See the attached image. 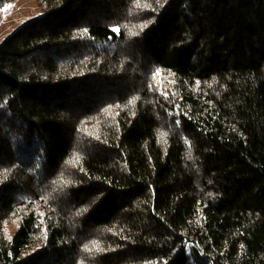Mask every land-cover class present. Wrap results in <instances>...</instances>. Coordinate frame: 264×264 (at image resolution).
I'll return each mask as SVG.
<instances>
[{
	"label": "trees",
	"instance_id": "1",
	"mask_svg": "<svg viewBox=\"0 0 264 264\" xmlns=\"http://www.w3.org/2000/svg\"><path fill=\"white\" fill-rule=\"evenodd\" d=\"M36 1L0 43V264H264V0Z\"/></svg>",
	"mask_w": 264,
	"mask_h": 264
},
{
	"label": "rangeland",
	"instance_id": "2",
	"mask_svg": "<svg viewBox=\"0 0 264 264\" xmlns=\"http://www.w3.org/2000/svg\"><path fill=\"white\" fill-rule=\"evenodd\" d=\"M36 0H13L0 8V43L23 23L40 16Z\"/></svg>",
	"mask_w": 264,
	"mask_h": 264
},
{
	"label": "snow or ice",
	"instance_id": "3",
	"mask_svg": "<svg viewBox=\"0 0 264 264\" xmlns=\"http://www.w3.org/2000/svg\"><path fill=\"white\" fill-rule=\"evenodd\" d=\"M112 31L118 33L119 32V28H113Z\"/></svg>",
	"mask_w": 264,
	"mask_h": 264
}]
</instances>
